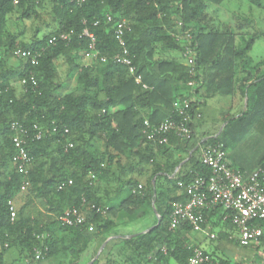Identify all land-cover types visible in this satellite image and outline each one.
Here are the masks:
<instances>
[{"label": "trees", "instance_id": "16d2710c", "mask_svg": "<svg viewBox=\"0 0 264 264\" xmlns=\"http://www.w3.org/2000/svg\"><path fill=\"white\" fill-rule=\"evenodd\" d=\"M224 1L48 0L50 20L44 31L39 35L36 26L23 41L21 29L7 28L9 16L17 13L20 21L39 18L37 1L0 0V264L11 247L30 262L39 249L37 262L63 256V264H77L93 236L104 239L112 234L114 218L137 213L152 215L153 227L121 241L124 260L186 263L194 247L187 237L191 227L170 229L169 215L174 202L187 199L185 186L196 175L210 173L199 158V147L221 143L227 151L253 129L264 136V57L249 54L254 42L264 38V29L239 14L233 23L219 21L208 7ZM247 1L264 10V0ZM122 20L126 47L145 88L112 60L120 50L114 28ZM85 29L93 32L104 61L98 57L80 62L88 44ZM62 32H69L70 40L60 39ZM51 37H56L54 42H49ZM186 45L194 52V76L182 60ZM17 46L38 50L36 62L16 57L11 65ZM59 58L68 64L67 77L75 79V88L64 93L56 67ZM191 78L194 93L204 88L206 95L245 98V109L224 117L227 122L217 136L197 134L193 118L202 105L197 95L189 111L190 139L169 134L164 144L147 140L144 120L156 124L171 117L172 103L189 94ZM13 123L26 130L25 148L32 159L25 176L12 161ZM257 166L264 171V155ZM24 179L29 184L21 190ZM9 201L19 205L13 220ZM32 201L44 209L43 215L40 208L31 211ZM70 207L85 213L84 225H59L56 216ZM226 214L221 205L204 210L206 222L232 226L229 219L223 220ZM89 224L92 231L87 230ZM150 254L153 261L147 258ZM208 254L219 264H243Z\"/></svg>", "mask_w": 264, "mask_h": 264}, {"label": "built area", "instance_id": "2783aa9c", "mask_svg": "<svg viewBox=\"0 0 264 264\" xmlns=\"http://www.w3.org/2000/svg\"><path fill=\"white\" fill-rule=\"evenodd\" d=\"M83 0H77L80 2ZM18 0H13L17 3ZM110 19V17H107ZM126 23L124 20L116 23L114 28V36L119 45V51L112 56V60L120 63L127 68L130 75H133L136 83H140L143 88L146 84L141 82V76L136 73V66L132 62L124 40ZM87 39V48L83 51V58L86 63L99 57L104 61L105 56H99V52L95 48V36L93 32L85 29L82 33ZM82 35H79V37ZM188 37L189 34H187ZM59 38L65 41L70 40L69 32H62ZM56 37H51L49 42H54ZM13 55L22 58L30 63H35L40 52L34 49H24L16 47ZM184 63L188 66V72L194 76V52L190 46H185L182 52ZM189 94H185L172 103V115L168 119L156 124H151L144 120L142 133L147 140L158 144L167 143L168 135L174 134L181 139H190L192 136L190 107L191 103L197 99L194 93L196 82L193 78L188 81ZM16 133L12 137L15 152L12 161L16 163L18 172L24 176L27 173V164L31 161V156L25 148L26 130L22 125L13 123ZM64 132H68L64 128ZM41 132L35 134V138L39 139ZM72 144L68 143L70 147ZM199 158L201 162L207 165L210 173L207 176L196 175L186 186L185 193L187 199L184 202H174L169 215V228L175 229L180 225L187 224L194 232H206L210 239H215L217 234L207 232V222L204 216V210L213 209L217 205H221L227 214L223 220L229 219L231 225L236 232V241L240 246H248L251 244H262L264 241V171L256 166L250 171H241L230 165L227 160L226 152L221 143H206L199 147ZM72 181L68 180L70 184ZM29 184L24 179L20 189L24 190ZM63 187V183L58 186ZM140 188L141 185H138ZM91 208H96L94 204ZM98 210V209H97ZM106 212V208L103 209ZM10 218L15 217V207L12 201H9ZM56 221L61 226H81L86 222L85 213L77 208L70 207L64 209L56 216ZM87 230L92 231L93 226L87 225ZM264 246V245H263ZM165 251V248H161ZM35 259L40 258V250L36 249ZM219 264L217 260L206 253L199 246L192 248V253L188 256L185 264ZM156 264H167L158 262ZM249 264H264V255L262 262Z\"/></svg>", "mask_w": 264, "mask_h": 264}, {"label": "crops", "instance_id": "0c3cea01", "mask_svg": "<svg viewBox=\"0 0 264 264\" xmlns=\"http://www.w3.org/2000/svg\"><path fill=\"white\" fill-rule=\"evenodd\" d=\"M21 37L22 35H20L19 39L25 41L30 38L21 39ZM198 92L203 100L200 99V101H202V105L199 109L200 111L193 118L197 134L205 132L208 133V136H217L227 122L223 121L224 117H235L245 109V98L240 99L230 96H221L216 93L206 95L204 88H200ZM251 148L258 150L259 152L254 155L249 151ZM225 152L227 160L232 167L242 171H250L257 166L258 160L264 155V136L253 129L240 143L232 149L225 150ZM180 154L181 153L179 152H175V156ZM178 166L175 168V171ZM152 180L154 181V178ZM154 215L157 216L155 211ZM152 217V215H142V213H137L131 217L119 215L114 218L116 226L112 234L106 236L104 239L101 238V236H93L86 249L79 254L76 263L151 264L150 262H145L143 260L126 262L124 260L125 257L123 255L121 241L125 238H131L134 235L146 232L148 228L153 226L151 225ZM213 222H207V232H214L217 235L218 233H221V238L210 239L206 232H194L191 230L187 234L189 244L199 246L203 250L212 254L213 257L221 255L233 261H241L243 264L262 262V255H264L263 245L251 244L248 246H240L236 241V232L232 226L224 223L214 225ZM209 240L216 241V243L209 247L203 246L205 242ZM235 246L236 248L237 246H240L241 249L236 251V249H234ZM55 258L56 260L58 259V263H61V260L66 257L56 256ZM147 258L153 261L155 256L150 254ZM22 259L26 261V264L47 263V261L37 262L35 259L32 262L25 258ZM4 262L5 260L3 261V264ZM169 264L177 263L170 260Z\"/></svg>", "mask_w": 264, "mask_h": 264}, {"label": "rangeland", "instance_id": "374dc122", "mask_svg": "<svg viewBox=\"0 0 264 264\" xmlns=\"http://www.w3.org/2000/svg\"><path fill=\"white\" fill-rule=\"evenodd\" d=\"M36 1L37 7L39 9V18L30 17L23 21H20L16 18L17 13L9 16L7 28L12 32L21 29L23 31V33L21 34V39H28L31 34H33V28H35L36 26L40 27L41 30L39 31V35H41L42 31H44V23L50 20L48 0ZM208 9L209 11L214 13V15L219 21L233 23V16L239 14L241 16L250 17L254 21L256 28L262 30L264 29V10L256 6L250 5L247 0H226L219 5H210ZM249 54L255 59L264 57V38L257 39L254 42L252 48L249 51ZM9 60V63L11 65H14L16 63V57L14 56H11ZM182 60L184 61V59ZM80 62L86 63L87 61H85L82 57ZM56 67L58 72V80L63 83V88L60 89V93L73 90L75 88V79L72 77H67L68 64L64 61L63 58H59L56 61ZM16 86L18 87L19 85L17 84ZM249 151L252 152V154L254 155L259 152L258 150H255L253 148H251ZM18 206V204H15L16 208ZM29 208L33 213H36L37 209L40 208V205L36 201H32L29 203ZM40 212L43 215L45 211L44 209L40 208ZM214 243H216V241L209 240L205 242L206 245L204 244L203 246L209 247L210 245L212 246ZM234 249H236L237 251L241 248L240 246H237V248L235 246ZM4 260V264H26V261L24 259L19 258L17 249L14 247L7 249ZM63 261L67 262V260L63 259L61 260L62 263H58V259L56 260V258H54L52 260H48L45 264H63Z\"/></svg>", "mask_w": 264, "mask_h": 264}, {"label": "water", "instance_id": "95a60500", "mask_svg": "<svg viewBox=\"0 0 264 264\" xmlns=\"http://www.w3.org/2000/svg\"><path fill=\"white\" fill-rule=\"evenodd\" d=\"M156 215H157V213H156ZM158 223H159V220L157 221V223L155 225H157ZM152 227L148 228L147 231H149Z\"/></svg>", "mask_w": 264, "mask_h": 264}]
</instances>
